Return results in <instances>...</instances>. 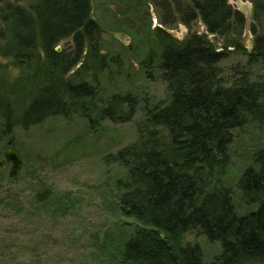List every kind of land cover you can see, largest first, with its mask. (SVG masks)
<instances>
[{
  "label": "trees",
  "instance_id": "1",
  "mask_svg": "<svg viewBox=\"0 0 264 264\" xmlns=\"http://www.w3.org/2000/svg\"><path fill=\"white\" fill-rule=\"evenodd\" d=\"M16 1L0 5V56L21 71L13 80L0 74V141L52 117L79 116L97 130L106 120L123 123L142 111L138 140L109 156L126 172L116 183L118 208L136 223L122 260L264 264V141L236 184L255 208L237 211L226 182L234 132L264 119L263 94L250 69L229 84L219 66L226 52L199 32L174 38L166 29L168 12L156 27L160 52L150 51L141 62L161 73L168 100L140 107L130 91L104 98L97 83L108 60L100 52L103 28L92 17L91 0ZM180 6L181 22L191 26L200 17L210 34L244 27V15L229 0ZM69 38L70 48L57 49ZM247 64L264 66V35H256ZM189 232L220 243V254L205 261L199 244L183 242Z\"/></svg>",
  "mask_w": 264,
  "mask_h": 264
},
{
  "label": "rangeland",
  "instance_id": "2",
  "mask_svg": "<svg viewBox=\"0 0 264 264\" xmlns=\"http://www.w3.org/2000/svg\"><path fill=\"white\" fill-rule=\"evenodd\" d=\"M6 1L18 2L0 0V5ZM190 1L91 0L92 17L103 28L100 52L108 60L97 83L104 98L130 91L140 107L168 100L161 73L148 72L141 62L150 51L160 52L156 27L163 26L169 12L166 29L174 38L182 41L192 32L205 34L226 52L219 64L223 79L231 84L250 69L264 99V66L247 64L256 35H264V0H229L245 23L239 32L225 36L208 33L200 17L191 26L181 22L176 7L185 8ZM114 33H122V39ZM71 44V38L63 40L57 49ZM0 66V74L9 80L21 74L9 58L0 56ZM143 116L139 111L127 122L106 120L97 130L79 116L52 117L28 129L16 128L0 141V160L10 146L22 158L21 170L13 178L9 177L11 164L0 167V264H130L122 260V248L136 223L118 208L116 183L126 172L109 156L138 140ZM263 141L264 119L248 121L233 135L226 182L240 213L255 208L243 201L236 184ZM183 242L199 244L207 262L221 252L220 243L202 234L189 232Z\"/></svg>",
  "mask_w": 264,
  "mask_h": 264
},
{
  "label": "water",
  "instance_id": "3",
  "mask_svg": "<svg viewBox=\"0 0 264 264\" xmlns=\"http://www.w3.org/2000/svg\"><path fill=\"white\" fill-rule=\"evenodd\" d=\"M171 33L170 30H167ZM115 37H120L122 39V33H114ZM124 41V40H123ZM11 164L9 177L13 178L18 175L22 167V158L20 156L19 151L16 149L15 146H10L4 151V157L0 160V167L4 168Z\"/></svg>",
  "mask_w": 264,
  "mask_h": 264
}]
</instances>
